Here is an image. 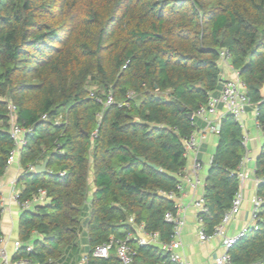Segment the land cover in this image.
<instances>
[{"label": "trees", "instance_id": "16d2710c", "mask_svg": "<svg viewBox=\"0 0 264 264\" xmlns=\"http://www.w3.org/2000/svg\"><path fill=\"white\" fill-rule=\"evenodd\" d=\"M221 48L264 126V0H0V177L14 147V104L16 121L33 129L19 156L20 195L43 188L51 199L22 211L21 239L32 248L21 246L18 258L58 264L86 236V264H119L115 250L94 251L111 235L126 238L134 223L170 239L164 216L176 207L160 191L176 189L187 163L189 113L222 87ZM109 93L116 103L104 106ZM241 140L226 114L207 175V232L239 188L232 172L245 152ZM45 160L47 172L30 170ZM256 174L264 177V147ZM258 193L264 197V183ZM260 216L259 229L231 249L233 264L264 261V203ZM129 244L134 264H175L157 246Z\"/></svg>", "mask_w": 264, "mask_h": 264}, {"label": "crops", "instance_id": "0c3cea01", "mask_svg": "<svg viewBox=\"0 0 264 264\" xmlns=\"http://www.w3.org/2000/svg\"><path fill=\"white\" fill-rule=\"evenodd\" d=\"M221 67V77L223 79L227 77H234L238 73L236 69L232 68L229 65H223ZM220 89L216 90V92H214L212 95L218 96ZM219 110L221 111L223 117L228 114L225 113V109L221 104L219 105ZM257 112V105L252 103L248 107L247 114L245 116L247 127L246 132L249 135L247 150L251 157V159L247 163L249 176L245 180L243 185L244 199L241 211L227 225L225 230V234L227 235L237 233L238 230L251 222L252 198L256 195H259V186L261 183H264V177L261 178L256 174V161L264 147V134L262 131V127L257 123L259 122L257 118ZM191 118L194 119V131L198 135L197 137L201 140V145L198 152V159L203 163V167L199 172L201 182L194 187L192 186L191 182L187 180V178L183 177V174L188 177L192 175V165L194 162V154L192 153L186 156L184 151V156L187 159V163L183 169V173L179 176L178 182L181 183L182 187L180 190H178L177 188L174 189L176 190V195L170 200L175 203V207L183 208L181 216L184 219V224L181 230L180 239L182 244L179 252L185 258L190 260L192 264H215L216 257L219 256L224 250L222 237L215 236L206 241L200 240L199 231L202 227H204V225L203 222H200L198 220V209L196 207V202L205 194L207 175L219 142V134H214L207 130V122L203 118L199 117L195 112L193 113ZM203 131H206V134L204 138H201L200 135ZM241 131L243 136L245 131L242 129ZM245 152H247L246 148ZM19 156H17V159L11 165H9L8 167L6 166L5 173L0 177V199L2 203V207H0V237H4L5 240L1 245V249L4 251L9 261H16L17 259H19L16 254L21 246H27V248L28 246L32 247V242L30 240L24 241L21 239L20 215L22 214L23 209L15 199V194L21 193V190L23 189L18 184V180L23 172V168L19 161ZM33 171L36 173V166ZM47 171L48 170H46V172ZM37 191L34 192L32 196L36 194ZM90 192H92V190ZM50 200L51 199L47 196L44 202L40 203L31 210H37L38 207L48 204ZM129 220L130 222L134 223L133 217H130ZM138 227L143 230L145 235L150 237L146 244L157 246L164 252L168 253L170 259L172 260L171 253L165 250L163 247L166 242H169L171 240V236L168 241H165L160 238L159 232H147L144 229L143 225H138ZM151 233H157V235L150 236L149 234ZM32 236L36 237L37 233H34ZM127 236H131L133 240H135L136 244H139L137 239H144L139 234H137L135 229L131 231ZM82 239L79 245L78 252L73 256H67L62 262L58 264H86L85 257L87 256L89 251V242L86 236H83ZM16 241H20V246L16 245ZM133 250L135 249L133 248ZM172 261L177 264L174 260ZM0 264H4L3 255H0Z\"/></svg>", "mask_w": 264, "mask_h": 264}, {"label": "built area", "instance_id": "2783aa9c", "mask_svg": "<svg viewBox=\"0 0 264 264\" xmlns=\"http://www.w3.org/2000/svg\"><path fill=\"white\" fill-rule=\"evenodd\" d=\"M219 62L221 66L229 65L234 68L231 63V53L227 48L220 49ZM90 93L92 96L94 95L93 91H90ZM103 103L104 106H110L112 104H115L116 100L113 94L109 93ZM220 104L224 107L225 113L231 114L235 122L238 123L239 127L245 131L242 136V144L246 148L247 152H245L237 168L232 172V174H235L238 178L239 188L234 195L231 206L224 212L221 221L217 225H215L212 232H207L206 229L202 227L199 231V238L201 241H206L215 236H221L224 250L219 256L216 257L215 264H233L231 249L239 240L246 237L250 232L259 229L261 221L260 210L262 204L264 203V198L262 196H254L252 198L251 222L248 225L242 227L235 234H225L227 225L241 211L244 199L243 185L245 180L249 176V169L247 168V163L251 159L250 154L247 150L249 135L246 132L247 127L245 116L247 114V109L252 104V102L250 100V97L248 96L246 84L240 78L239 72L234 77L224 78L222 81V87L220 89L219 95L215 96L211 94L207 102L205 104H201L195 111V113L199 117L203 118L207 122V130L214 134L220 133L221 119L223 117L221 111L219 110ZM118 105L121 107L123 105H128V103L118 102ZM9 109L11 115L10 133L11 138L14 141V147L8 157L7 167L17 159V156L20 155L23 146L26 144V135L33 131L31 127H25L16 121V106L14 104H10ZM101 116L102 115L99 114V118H101ZM43 117L45 118L46 115H43ZM257 123L262 127V131L264 134V126H262L259 122ZM205 134L206 131H203L200 135L201 138H204ZM97 135L98 130H95L93 132V138L97 137ZM197 136L198 135L193 129L188 136L183 138L185 155L188 156L189 154H194L192 175L188 177L183 174V177L187 178V180H189L192 186L194 187L201 182L199 172L203 167L202 161L198 159V152L200 149L201 140ZM34 169L35 167L33 165L30 166V170ZM181 187V183H178L176 185V188L178 190H180ZM160 193L168 199H172L176 195V190H171L168 192L160 191ZM46 197L47 192L43 188L38 189L36 194L28 198H22L20 193L15 194V199L23 210H29L36 207L40 203L44 202ZM0 207H2L1 199ZM196 207L198 209V220L200 222H203V213L207 212L208 210L204 196L196 202ZM182 212L183 208L181 207H176L175 212L171 210L165 212L164 218L167 222L173 224V232L171 234V240L169 242H166L163 247L165 250L171 253L172 260H174L177 264H192L190 260L185 258L179 252V249L182 244L180 239L181 230L184 224V219L181 216ZM149 235L153 236L157 235V233H151ZM132 239L133 238L131 236H127L124 239L116 238L115 236H110L108 240H106L104 243H102L95 249L94 254L96 256L107 257L110 254V251L115 250L119 259V264H134L135 251L129 244V241ZM4 241V237H0V255L4 256V264H28V260L24 257L19 258L16 261H9L4 251L1 249V245ZM137 241L140 245L146 244V241L144 239H137ZM16 245L20 246V241H16ZM31 248V246H28V250H31Z\"/></svg>", "mask_w": 264, "mask_h": 264}, {"label": "water", "instance_id": "95a60500", "mask_svg": "<svg viewBox=\"0 0 264 264\" xmlns=\"http://www.w3.org/2000/svg\"><path fill=\"white\" fill-rule=\"evenodd\" d=\"M261 95L264 96V86H263V88L261 89ZM192 115H193V113L190 112V113H189V116L192 117ZM136 121H139V119L136 118ZM140 159L143 160L144 158H143V157H140ZM47 163H48V161L45 160L42 164H37V165H36V173L40 174V173H42V172H46V170H47ZM150 165H151L152 167H154L155 169H159V166L156 165L155 163H150ZM263 180H264V178H263ZM133 228L136 230L137 234H139L141 237H143V238L145 239L146 242L149 240L150 237L147 236V235H145L144 232H143V230H141V229L138 227V225L134 224V225H133ZM254 264H264V261H262V262H258V263H254Z\"/></svg>", "mask_w": 264, "mask_h": 264}]
</instances>
